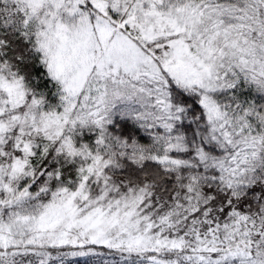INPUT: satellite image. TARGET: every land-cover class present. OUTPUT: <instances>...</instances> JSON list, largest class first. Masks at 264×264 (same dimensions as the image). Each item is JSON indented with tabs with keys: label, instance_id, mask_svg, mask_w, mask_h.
Listing matches in <instances>:
<instances>
[{
	"label": "snow or ice",
	"instance_id": "obj_1",
	"mask_svg": "<svg viewBox=\"0 0 264 264\" xmlns=\"http://www.w3.org/2000/svg\"><path fill=\"white\" fill-rule=\"evenodd\" d=\"M0 264H264V0H0Z\"/></svg>",
	"mask_w": 264,
	"mask_h": 264
}]
</instances>
